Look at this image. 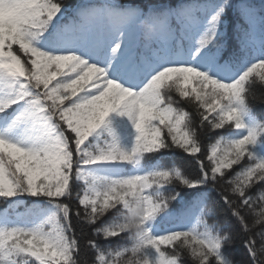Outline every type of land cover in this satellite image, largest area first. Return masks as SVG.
<instances>
[{"label": "snow or ice", "instance_id": "1", "mask_svg": "<svg viewBox=\"0 0 264 264\" xmlns=\"http://www.w3.org/2000/svg\"><path fill=\"white\" fill-rule=\"evenodd\" d=\"M256 81L264 0H0V264H264Z\"/></svg>", "mask_w": 264, "mask_h": 264}, {"label": "trees", "instance_id": "2", "mask_svg": "<svg viewBox=\"0 0 264 264\" xmlns=\"http://www.w3.org/2000/svg\"><path fill=\"white\" fill-rule=\"evenodd\" d=\"M177 1H179V0H141V2H146V3H149V2L170 3V2H177ZM72 2L74 3V2H76V0H72ZM253 3H255L257 5V7H259L262 3V0H253ZM231 15H232L233 19L235 20V18H236L235 11H233ZM248 102L253 109L255 108L257 110H264V84H262L259 81H256L255 83H253L250 86V94L248 97ZM217 131H220L222 133V130H217ZM211 142H213V141H207L206 144L211 143ZM157 159H160V158L157 157ZM160 162L165 167L177 166V167H180L182 170H186V171L194 170L192 168V165L194 162L190 161L187 158L186 154L185 155H180V154L173 155V154L169 153L163 159H160ZM207 163H208V161L205 157V164H207ZM234 167H236V166H234ZM254 189L255 190L252 192L254 199L260 194L261 191H264V189H261L259 187H255V186H254ZM214 199H218V197H214ZM71 206L73 208L72 224L75 228L76 235L78 237H80V239H81V260L84 262V264H91V262L94 260V254H93L92 250L86 246L87 245V238L90 237L89 230L87 227H83V225L81 223L77 222V219L75 218V215H74L75 209L77 207V203L74 200H73V203ZM220 214H221L222 218H224L225 220L228 219L229 214H228L227 207L225 205H223L222 203L220 204ZM253 219H254V217H252L251 215L248 216V220L250 223L252 222ZM229 226L234 232L239 231L238 222H237L235 217H232L230 219ZM259 231H260V228H259V226H257L253 230V235H255V233H257ZM242 235H243V232H240V235L237 236V238L234 240V242L226 246L225 251L227 253H229L230 257L235 259L236 261H250L251 257L248 256L247 250L243 246L241 239H240V236H242ZM118 240L121 243L126 242L123 234H121V237L118 238ZM256 240H257V246H258L259 245V237H256ZM113 246H115V244Z\"/></svg>", "mask_w": 264, "mask_h": 264}]
</instances>
